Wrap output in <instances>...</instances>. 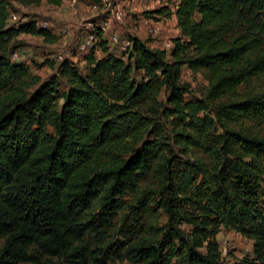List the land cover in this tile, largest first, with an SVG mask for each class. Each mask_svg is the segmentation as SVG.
Segmentation results:
<instances>
[{"label":"trees","instance_id":"16d2710c","mask_svg":"<svg viewBox=\"0 0 264 264\" xmlns=\"http://www.w3.org/2000/svg\"><path fill=\"white\" fill-rule=\"evenodd\" d=\"M173 7L157 11L176 19L169 50L131 36L123 59L107 50L101 31L103 55L90 51L84 74L66 59L57 67L65 90L54 74L29 93L16 85L26 72L20 62L8 63L7 46L18 33L49 32L32 21L8 26L0 0V264H107L115 257L131 264H222L221 226L253 241L252 258L240 264H264V137L231 126L264 116V88L238 92L264 76V0H176ZM183 65L208 73L204 98L216 102L222 127L218 146L207 151L212 166L188 190L191 178L162 155L172 153L169 144L145 140L141 121L162 88L169 105L183 104L190 89L180 79ZM135 72L147 80L135 81ZM145 171L157 178L156 187L128 206L118 228L135 240L104 239L118 196ZM157 211L166 217L162 226L129 230Z\"/></svg>","mask_w":264,"mask_h":264},{"label":"rangeland","instance_id":"374dc122","mask_svg":"<svg viewBox=\"0 0 264 264\" xmlns=\"http://www.w3.org/2000/svg\"><path fill=\"white\" fill-rule=\"evenodd\" d=\"M5 1L8 11L6 20L8 26L17 27L24 22L32 21L36 29L46 28L49 32L48 35L21 32L14 36L7 46L8 63L12 65L20 62L21 68L26 72L22 77H17L19 80L16 85L29 93L34 91L42 81L49 79L54 74L59 80V90H65L66 84L63 78L57 75L59 73L57 67L62 63L57 60L58 54L66 56L71 53L73 56L82 36L86 31L90 32L92 28L88 25L89 21L102 24V21L108 16V13L105 12L108 6L112 10L120 11L122 15L120 19L110 22L105 36L107 42L114 49L115 46L109 42L112 34H118L121 37L125 35L135 36L150 48H163L165 50L169 49L164 46V41L178 34L177 26L172 20L173 17L157 14L159 8L166 6L173 11L176 0H67V4H60L59 6L50 4L47 0ZM93 5L98 9H93ZM88 26L89 29L87 30L86 27L88 28ZM64 28H66L65 32L62 31ZM98 44L91 50L94 52L95 58L103 55ZM86 55L88 52L74 60L67 58L77 66L81 74L86 72L87 65L84 61ZM126 57L127 55L122 58L126 59ZM50 61L54 62V67L50 66ZM131 77L137 82L147 80L143 72H135ZM180 79L190 88L183 97V104L178 108L169 105L167 101L168 92L162 88L155 98L146 103L147 106L142 113L141 121L145 123V130H148L143 136L145 140L157 144L160 142L169 144L172 153L163 151L162 155L174 160L173 167L177 172L182 173L183 178L189 180L191 178L188 190L192 185V180L194 185L199 184L202 181L201 176L206 170L205 167L212 166L215 157L207 151L218 146V136L222 127L216 122V102L211 103L204 98L208 88V73L203 69L191 70L183 65ZM262 88H264V76L254 78L247 84H241L238 92H257ZM231 126L241 129L245 133L264 137V116L244 117ZM47 130L50 128L47 127ZM162 146L164 147V145ZM200 163L202 167L196 169ZM190 165H195V170L192 172L187 169V166ZM260 178V185L264 190V173L261 174ZM156 184L157 178L151 171L137 175L135 183L118 196L117 203L119 205L111 215L109 226L103 232L104 239L107 240L113 236L128 239L131 236L132 241L135 240V236L129 234L130 232L121 236V232L118 231L119 225L128 206L135 205V200L141 192L147 188L156 187ZM261 206L264 209V196ZM165 220L166 217L163 213L152 212L144 218L138 217L132 221L129 230H134L141 223L162 226ZM182 226L184 229L189 228ZM140 233L142 232H137L136 235H140ZM216 240L221 253L222 264H240L243 260L253 256V241L232 229L221 226L216 235ZM107 264L131 263L124 257H115L109 260Z\"/></svg>","mask_w":264,"mask_h":264},{"label":"built area","instance_id":"2783aa9c","mask_svg":"<svg viewBox=\"0 0 264 264\" xmlns=\"http://www.w3.org/2000/svg\"><path fill=\"white\" fill-rule=\"evenodd\" d=\"M67 0H62L61 2H66ZM112 16L114 19H120L121 18V12L118 10L112 11ZM108 21L103 22L102 24L95 25L90 32H87L84 37L81 38V40L78 43V46L76 48V52H74V55L67 54L66 56H63L62 54H58L57 60L60 62H63L67 58L72 59L77 53H86L90 52L100 41V37L98 36V32L104 33L107 29ZM44 27V26H43ZM63 32L66 31V28L62 29ZM109 42L115 46V50L117 54L121 56H125L128 54L127 52L131 49L132 46V39L129 37H120L117 34H112L110 36ZM164 46L166 49H170L172 47V42L170 39L164 41ZM117 48V49H116Z\"/></svg>","mask_w":264,"mask_h":264},{"label":"crops","instance_id":"0c3cea01","mask_svg":"<svg viewBox=\"0 0 264 264\" xmlns=\"http://www.w3.org/2000/svg\"><path fill=\"white\" fill-rule=\"evenodd\" d=\"M105 1V0H104ZM60 4H67V1L66 2H61ZM59 4V5H60ZM59 5H55V6H59ZM93 7V9H98L95 5H93L92 6ZM112 9H110V6H108L106 9H105V12L106 13H108V16H106V18L102 21V22H105V21H108V26H107V29H106V31L104 32V33H102V39H105V36H106V33H107V31H108V28H109V24H110V22L112 21V20H115L114 18H113V16H112ZM173 21H174V23L176 24V19L173 17V19H172ZM97 24H100V23H96L95 21H89V26L90 27H94L95 25H97ZM80 25V24H79ZM89 26H88V28L86 27V29L88 30L89 29ZM91 28V29H92ZM86 33H87V31H86ZM85 33V34H86ZM85 34L82 36V37H84L85 36ZM118 35V34H117ZM121 36V35H120ZM122 37H129V38H131V36H129V35H125V36H122ZM106 47H107V50L108 51H111V50H113V51H116L109 43H107L106 44ZM111 47H112V49H111ZM80 55H85V53H77L72 59L74 60L76 57H78V56H80ZM84 61L86 62V60L84 59Z\"/></svg>","mask_w":264,"mask_h":264}]
</instances>
